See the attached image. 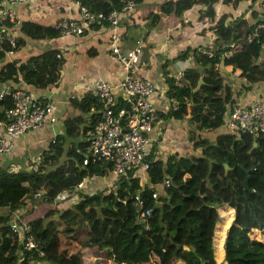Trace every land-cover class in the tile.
<instances>
[{"label":"trees","instance_id":"obj_1","mask_svg":"<svg viewBox=\"0 0 264 264\" xmlns=\"http://www.w3.org/2000/svg\"><path fill=\"white\" fill-rule=\"evenodd\" d=\"M126 1L79 0V4L95 14H107L119 12ZM129 1L133 8L142 3ZM217 2L230 8L240 2L250 6L259 2V8L229 19L222 14L202 29V33H211L212 43L191 51L201 68H187L178 79H166L170 105L162 113L154 109V124L160 117L184 120L186 140L199 154L171 153L162 160L156 158L153 144L144 158V182L128 173L117 177L110 187L78 193L72 205L56 209L83 179L111 177L107 161H95L86 153V120L95 117L99 99L89 92L80 99L71 98L76 115L62 120V132L53 134L34 162H28L27 168L16 165L15 170L9 163L0 164V264H97L96 253H102L111 264H136L138 254L144 255L139 264H216L213 238L220 206L232 210L220 241L222 261L264 264V134L226 130L212 141L201 134L222 126L231 107L232 91L223 81L220 66L237 70L247 84L245 90L264 83V0H165L158 10L182 17L199 3L205 6L201 15L211 21L212 5ZM149 18L152 26L158 14ZM14 25L5 22L10 30ZM57 35L53 26L30 21L19 25L18 35L11 37L12 45L0 33V83L8 82V92L14 89L9 83L21 81L42 89L57 79L47 64L53 52L5 61L6 54L23 46L25 38ZM187 52L181 51L178 57L184 58ZM58 61L55 57L51 63L55 67ZM11 106L10 95L4 94L0 118ZM26 201L29 205L23 213ZM40 204H51L54 209L27 218L32 207ZM16 213L18 231H12L10 222ZM23 225L28 226L26 231ZM27 237L34 244L29 249L23 248Z\"/></svg>","mask_w":264,"mask_h":264},{"label":"crops","instance_id":"obj_2","mask_svg":"<svg viewBox=\"0 0 264 264\" xmlns=\"http://www.w3.org/2000/svg\"><path fill=\"white\" fill-rule=\"evenodd\" d=\"M163 1L165 0H142L137 8L119 15V22L115 28L88 27L78 36L25 38L23 46L7 53L5 61H23L29 56L50 52L54 55H48L51 62L55 57L59 59L55 67L51 62L47 63L51 72L54 70L57 79L42 89H36L21 81L9 83V86L28 90L36 97L49 101L53 106L56 122L45 124L15 138L8 155L0 154V164L9 163L12 165L10 167L17 165L27 168V163L36 160L53 134L62 132V120L76 115V109L69 102L71 98L80 99L86 92L91 93L92 85L97 80L116 82L121 79L122 71L109 55L107 39L111 31L117 33L119 44L124 48L131 47L136 39H142L140 61L135 74L154 83L156 91L151 98V104L157 113H162L170 105L165 95L166 79H178L183 70L187 68L198 70L201 68L194 60L191 51L196 47L197 49L208 47L212 43L211 33H202L201 30L211 26L222 14H227L229 19L242 12L247 13L250 9L259 8V2L251 6L248 2H240L233 8L217 2L212 5L214 16L209 21L201 15V11L205 9L202 4H194L183 12L182 17H176L172 13L159 12L158 4ZM78 3L79 0H25L15 7L16 19L12 35H18V27L24 21L34 22L41 26H54L58 21L66 19L78 21ZM152 13H157L158 19L151 26L149 16ZM183 50H188L187 55L179 58L178 55ZM44 63V67L47 68L46 61ZM219 69L224 83L232 91L228 105H248L258 98H264V83H254L245 90L244 87L247 84L238 75L237 70H232L229 65H222ZM7 86L8 82L0 83V88L6 89ZM180 126L187 128L184 120L158 118L152 131L153 136H156V141L151 144H156V158L164 160L166 155L171 153L181 155L180 152L192 151L191 145L186 140V134L184 138V131L181 132ZM225 131L226 129L220 126L212 131L201 132V134L212 141L217 134ZM193 152L199 154V149ZM84 180L79 188L66 194L65 199L55 208L72 205L78 200V193H93L96 190L108 188L115 179L112 176H103ZM140 180L141 182L146 180L144 174L141 175ZM25 204L22 208L23 213L29 205L28 201ZM51 208L54 209L51 204L35 205L27 218L39 217ZM229 211L232 213L231 209ZM223 236L224 232L221 243Z\"/></svg>","mask_w":264,"mask_h":264},{"label":"built area","instance_id":"obj_3","mask_svg":"<svg viewBox=\"0 0 264 264\" xmlns=\"http://www.w3.org/2000/svg\"><path fill=\"white\" fill-rule=\"evenodd\" d=\"M25 0H0V33L8 37L11 45L12 30L5 27V22L16 19L15 7ZM79 4V3H78ZM133 9V3L126 1L119 12L114 10L107 14L93 13L85 6L78 5L79 20H60L53 27L59 35L78 36L89 27L97 23L100 26L115 28L121 13ZM264 6L261 7V11ZM107 24H104V23ZM110 57L119 65L122 77L116 82L97 80L92 85L91 94L99 99V107L94 111V118H87L85 140L86 153L95 161H107L111 168L108 171L114 179L127 177H141L147 169L144 158L149 153L150 145L156 141L152 134L156 113L151 104V98L156 88L152 81L136 76V70L141 55V40L136 39L129 48L119 44V37L111 31L107 39ZM9 53V52H8ZM228 55V53H226ZM180 77V76H179ZM9 94L12 101L11 108L0 118V154L8 155L15 138L44 124H54L56 117L52 104L44 98L36 97L32 92L14 88L8 92L0 88V99ZM115 109L112 110V107ZM226 130L264 134V98H258L248 105H233L223 118ZM87 158L82 160L85 165ZM16 166L10 167L15 170ZM94 178L90 176L89 179ZM84 179L78 184L79 188ZM167 185V181L164 183ZM156 193L152 194L155 197ZM148 210L144 214H148ZM17 213L11 219L10 228L18 231L16 224ZM27 225L22 226L26 231ZM31 237L23 238V248L33 247Z\"/></svg>","mask_w":264,"mask_h":264},{"label":"rangeland","instance_id":"obj_4","mask_svg":"<svg viewBox=\"0 0 264 264\" xmlns=\"http://www.w3.org/2000/svg\"><path fill=\"white\" fill-rule=\"evenodd\" d=\"M180 130L181 132L184 131V138H185V129L182 126H180ZM193 151L194 150L192 149V151H184V152H180V154L183 156L189 155V153L197 154V152H193ZM218 213H219L220 218H219V221L217 222L216 229L214 232V238H213L214 256H215L216 264H225L222 261V251L220 248L221 247L220 241H221V237L223 235V232L227 224L231 220L232 213H230L229 209L226 208L225 206L218 207ZM96 255H98V256H95L96 261L98 262L97 264H111V261L107 259L106 256H104L102 253L100 254L96 253ZM143 257H144L143 254H138L137 256L138 262L136 264H139V260H141Z\"/></svg>","mask_w":264,"mask_h":264},{"label":"water","instance_id":"obj_5","mask_svg":"<svg viewBox=\"0 0 264 264\" xmlns=\"http://www.w3.org/2000/svg\"><path fill=\"white\" fill-rule=\"evenodd\" d=\"M224 169H225V170H227V169H228V167H227L225 164H224Z\"/></svg>","mask_w":264,"mask_h":264}]
</instances>
